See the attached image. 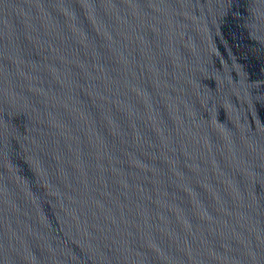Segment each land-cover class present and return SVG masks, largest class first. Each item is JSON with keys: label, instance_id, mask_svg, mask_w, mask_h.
Listing matches in <instances>:
<instances>
[{"label": "water", "instance_id": "obj_1", "mask_svg": "<svg viewBox=\"0 0 264 264\" xmlns=\"http://www.w3.org/2000/svg\"><path fill=\"white\" fill-rule=\"evenodd\" d=\"M264 263V0H11Z\"/></svg>", "mask_w": 264, "mask_h": 264}]
</instances>
